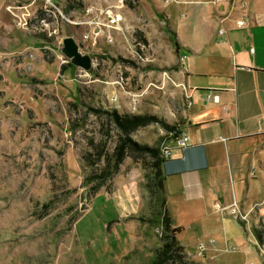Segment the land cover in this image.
<instances>
[{
  "label": "rangeland",
  "instance_id": "1",
  "mask_svg": "<svg viewBox=\"0 0 264 264\" xmlns=\"http://www.w3.org/2000/svg\"><path fill=\"white\" fill-rule=\"evenodd\" d=\"M90 1L53 0L55 6L47 8L45 0H0V264H147L162 245L163 231L151 227L128 250L133 224L125 211L135 206L128 199L125 205L123 199L133 192L118 173L133 167L153 173L157 162L150 149L160 147L166 159L167 137L179 129L154 112L156 99H150L158 89L164 93L169 72L162 70L160 85L143 84L151 76L145 70L152 58L145 23L167 20L149 0L147 7L124 0V30L115 42L101 37L92 49L81 44L93 58V67L84 70L60 48L65 36L81 39L83 26L66 17L85 15ZM243 1L236 0L238 9ZM180 5L176 20L215 17L211 3ZM23 15L28 23L20 26L16 19ZM182 102V108L190 104ZM137 115L147 117L137 124ZM118 159L117 172L102 177ZM91 173V184L105 183L94 192L83 184ZM252 211L244 220L253 227L232 213L226 228L214 235L182 233L187 257L175 251L177 263L264 264V215L256 206ZM149 215L144 210L138 218L146 223ZM201 241L209 246L204 255L197 254Z\"/></svg>",
  "mask_w": 264,
  "mask_h": 264
},
{
  "label": "crops",
  "instance_id": "2",
  "mask_svg": "<svg viewBox=\"0 0 264 264\" xmlns=\"http://www.w3.org/2000/svg\"><path fill=\"white\" fill-rule=\"evenodd\" d=\"M149 1L167 21L145 23L152 52L145 71L151 76L140 82L160 85L162 70L169 72L172 80L164 82V93L158 89L150 97L156 99L154 112L178 123L179 134L187 133L192 142L180 148L176 135L166 140L170 153L163 172L167 207L173 226L180 227L177 237L187 230L210 235L224 230L232 213L218 209L217 202L236 201L243 213H252L256 206L264 215V0H245L240 9L236 0ZM189 1L211 3L215 17L176 20L180 4ZM103 2L90 4H110ZM140 2L147 7L145 0ZM240 19L245 20L243 26L238 25ZM181 100L190 104L182 108ZM118 174L126 176L125 187L133 192L123 199L135 206L125 211L133 224L129 250L140 233L151 231L149 222L138 218L146 210L144 174L138 167ZM244 222L254 226L253 221ZM209 241L214 243V237Z\"/></svg>",
  "mask_w": 264,
  "mask_h": 264
},
{
  "label": "trees",
  "instance_id": "3",
  "mask_svg": "<svg viewBox=\"0 0 264 264\" xmlns=\"http://www.w3.org/2000/svg\"><path fill=\"white\" fill-rule=\"evenodd\" d=\"M115 117H119L118 111H113ZM147 116L137 115L134 116L135 122L141 124L143 119ZM174 135L179 134V129ZM155 153L157 169L152 173L146 172L144 174L145 178V188H146V202L145 209L150 212L149 217H147L146 221L149 222L150 226L153 228H159L163 231V235L161 236L162 245L156 250V253L152 260H150L147 264H167L168 262H172L173 264H178L179 255L177 252H180L182 256L187 257V252L185 246L181 243L180 239L177 237V233L180 231V227L173 226V220L169 213V209L167 207V195L165 188V175L163 172V164L165 162V158L161 153L160 147L150 149ZM121 151V150H120ZM84 161L86 159L85 155H82ZM122 163V160L115 161V164L110 170L103 171L101 174L104 176H111L114 172H117L119 169V165ZM91 165V163H90ZM94 174L86 175L83 180L84 185H89L90 191H97L101 186H103L104 180L101 179L97 185L91 184L94 181ZM107 190L111 192V186L107 187ZM256 236L263 240L262 233L255 229ZM177 251V252H175ZM194 263V262H193ZM198 264V263H197Z\"/></svg>",
  "mask_w": 264,
  "mask_h": 264
},
{
  "label": "built area",
  "instance_id": "4",
  "mask_svg": "<svg viewBox=\"0 0 264 264\" xmlns=\"http://www.w3.org/2000/svg\"><path fill=\"white\" fill-rule=\"evenodd\" d=\"M224 0H213L214 3H218ZM46 7L48 8L49 5L55 6L53 0H45ZM124 0H119V2L114 4H107V5H88L84 7L85 15L81 17H77L75 19L66 17L69 22L73 25L83 26L84 31L82 34L81 39L78 41L80 45L86 46L88 49H92L96 47L99 43V39L102 37L104 38L105 43L111 44L114 43L118 34H120L123 29V20L124 16L122 14V7L124 6ZM13 9L14 7L11 6ZM245 8V5L243 6ZM13 12V11H12ZM18 21V25L24 26L26 25L27 18L25 15L18 16L16 19ZM244 19L238 20V25H244ZM82 46V45H81ZM82 49H84L82 47ZM85 50V49H84ZM87 50V49H86ZM253 50V48H251ZM166 72V71H165ZM218 96L215 95L214 99H217ZM172 131L170 136L172 135ZM191 138L187 133L181 132L176 137V144L180 148H186L191 145ZM170 153V149L165 147L164 148V156H168ZM216 207L218 209L227 210L228 206L223 205L221 202L216 203ZM233 209L235 216L240 219H246L247 214L242 213L238 207L236 201H233L230 206ZM207 249V245L204 242L198 243V255H204ZM249 264H254L253 262Z\"/></svg>",
  "mask_w": 264,
  "mask_h": 264
},
{
  "label": "water",
  "instance_id": "5",
  "mask_svg": "<svg viewBox=\"0 0 264 264\" xmlns=\"http://www.w3.org/2000/svg\"><path fill=\"white\" fill-rule=\"evenodd\" d=\"M62 42L60 51L72 64L84 70H90L93 67L92 56L82 49V46L73 35L63 37Z\"/></svg>",
  "mask_w": 264,
  "mask_h": 264
}]
</instances>
